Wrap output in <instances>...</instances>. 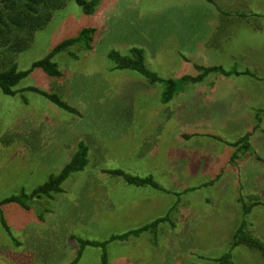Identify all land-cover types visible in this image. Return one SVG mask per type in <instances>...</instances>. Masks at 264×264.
Returning a JSON list of instances; mask_svg holds the SVG:
<instances>
[{"label": "rangeland", "instance_id": "rangeland-1", "mask_svg": "<svg viewBox=\"0 0 264 264\" xmlns=\"http://www.w3.org/2000/svg\"><path fill=\"white\" fill-rule=\"evenodd\" d=\"M97 1L95 11L85 14L74 0H68L62 9L53 13L42 29L34 33L25 49L11 57L7 47L5 50L0 48V60L4 57L0 71L8 69L14 61L18 71L26 72L59 44L77 38L83 29L95 30L93 49L87 50L80 42L54 54L52 62L61 76L51 77L36 68L14 87L17 91L14 96H6L0 90V178L7 177L3 174L6 170L9 172L7 180L11 182L8 188L0 183V201L20 196L22 192L30 194L47 182L51 175L61 172L80 143L88 149L87 163L61 184V192L41 195L30 202L28 208L15 203L0 206V218L3 216L5 223L11 226L12 233H15L13 238L21 240L20 250L16 248L12 252H4L1 264H73L79 251L81 255L76 264H101L103 249L108 264H111V258L125 249L118 240H111L119 233L111 225V214L115 212L113 216H117V212H122L125 215V207L118 210L115 207L131 201L133 195L128 194V190L134 191L133 184L114 172L138 178L150 177L160 189L149 185L144 188L151 193L166 192L168 208L176 199L186 197L182 190L171 187L174 178L181 179L177 182L182 184L195 186L196 189L188 196L192 204L200 206L202 199L214 197L216 190L208 187L218 181L222 168L225 167V172L230 168L225 158L224 141H219L224 145L217 144L215 149L205 145V141L201 140L203 137H192L199 142H183L182 150L175 149V140L170 133L174 134L178 125L172 120L167 125H159L164 119L162 114H147L158 109L165 85L151 84L149 91V82L145 77L131 70H115L114 63L107 57L112 50L129 55L131 48H140L144 51L146 68L164 80L176 81L181 74L197 77L202 74L198 70L200 67H220L225 71V64H222L225 60L212 53H199L184 58L185 63L180 61L174 41V35L178 34L183 38L210 37L223 43L222 28L216 31V23L207 20L209 13L198 9L201 5L219 6L218 0L213 4L205 0ZM176 7H180L181 12ZM237 31L241 34L237 29L229 33L235 36ZM216 33L218 37L213 38ZM217 74L221 76L216 71L209 72L203 79L210 80ZM29 88L57 95L79 115L60 109ZM31 110L38 115L31 116ZM162 122L166 123L165 120ZM218 127L222 134L229 133L225 126ZM138 128L143 130L147 139L137 136L131 141L128 137ZM159 130L166 133L165 142H159L162 145L159 151L152 150V146L157 144L154 135L161 134ZM207 130L208 127L205 129L204 126L183 127L186 134L193 132L199 135ZM212 131L219 134L216 126H212ZM214 133H208V136H217ZM225 138L231 143L236 139L227 135ZM30 144H34L31 147L33 151L27 146ZM249 150L235 153L240 161L246 163L245 167H239L243 170L240 179L256 180L259 188L264 190V167L259 163L250 166L251 161L257 160L255 153L258 155L259 152L251 146ZM19 167L37 170L29 183L19 179ZM228 192L233 193L234 189ZM251 192L243 188L240 192L242 201L247 206L254 202L260 205L252 206L247 215L240 210L231 221H225L224 235L220 228H211L212 221H202L201 217L196 236L197 251L187 256L172 249H176L175 243L172 247L163 246L162 249L167 251L163 263L218 264L216 260L230 252L231 264H264L259 252L245 246H230L232 234L242 221L246 222V231L264 244V191L259 194V200L250 197ZM174 213L173 209L171 215H167L168 220L160 221L154 231H164L172 225ZM199 216L202 214L199 213ZM223 237L225 242L222 243ZM79 240L96 245H86L81 249Z\"/></svg>", "mask_w": 264, "mask_h": 264}, {"label": "crops", "instance_id": "crops-1", "mask_svg": "<svg viewBox=\"0 0 264 264\" xmlns=\"http://www.w3.org/2000/svg\"><path fill=\"white\" fill-rule=\"evenodd\" d=\"M213 2H216V0H213ZM218 2L219 6L212 3L213 5H201L198 9L205 10L206 14L209 13L207 20L216 23L214 27L216 31H220L222 28V33L225 37L221 40L223 43L210 37H202L201 39L195 37L183 38L177 34L174 35L176 52L180 61L182 60L184 63V58L193 57L199 53L205 52L206 54L218 55L219 59L225 60V63L220 61L223 65L225 64V71L234 70L241 74L230 76L217 74L218 76H213L210 80L203 79L198 84H187L184 90L177 94L173 100L166 104L161 101L157 107L158 109L152 110L147 114L149 116L162 114L166 123L161 120L159 125H167L171 120L178 125L176 127L177 131L174 134L170 133L171 138L175 140V149L182 150L184 148L182 147L183 142H199L192 137H203L201 138L202 141H205L203 143L215 149L218 147L217 144L220 146L223 144L219 142L220 140L224 141L225 158L230 168L226 172L225 167L222 168L218 181L213 183L212 187H208L215 189L217 192H214V197L212 198L202 199L200 206H195V203L192 204V200L188 196V193H193L192 190L196 189L195 186L177 182L181 180L180 178V180L174 178L171 187L175 190H182L186 197L176 199L172 207L168 208L166 207V204H168L166 192L160 193L157 191L156 193H151L144 186L136 187L133 185L134 191L128 190V194L133 195L132 200L128 198L131 201L115 207V210L125 207V215L122 212H117V216H113L115 212L111 214V225L117 230L115 232H119L116 236L140 229L155 220L166 217L168 214L171 215L173 209L175 210L174 222L168 228H165L164 231L156 233L150 230L141 233L139 236H129L125 240H118L120 242L119 245L124 246L125 249L122 250L120 248L121 250H119L117 256L111 258V264H165L163 262L167 251L162 249V247L167 245L172 247V243L177 246L176 249L172 247L174 251H180L182 254L190 256L191 253L197 251L198 242L196 241V236L199 232V219L201 217L202 219L200 220L202 221H212L210 224L211 228H220L224 235L225 221H231L237 212L242 210L239 199L242 198L240 192H243V188L252 190L249 193L250 197L258 200L259 194L264 191L259 188L256 180L255 182L250 179L246 181L240 179V174L243 171H241V168L245 167L246 163L240 161L239 158H236L234 162L231 161V157L237 152V148L232 147L231 144L233 143L226 142L229 139L225 138V135L234 137L236 138L234 142H236L247 133H250L249 143L251 149L259 152L258 155L257 152H254L259 159L256 157L257 160L251 161L250 166L252 167L254 163H259V166L264 167V52L262 51L264 50V0H218ZM176 8L181 12L180 7ZM233 29L240 30L241 34L237 31V34L232 36L229 31ZM216 37H218V33L213 35V38ZM188 44L189 47L187 46ZM219 44L221 45L220 47ZM198 58L201 57L198 56ZM245 72H249V75L242 74ZM178 76L183 77L184 74ZM148 85L147 90L150 91L152 85ZM37 113L31 110V116L33 114L37 116ZM197 126H204L205 129L208 127V130L199 135H195L193 132L186 134L183 131V127ZM212 126H216L218 131V126H225L224 129L229 130V133L225 134L224 132L222 134V131L218 132L222 135L214 133L216 131H212ZM237 130L240 131L235 135ZM163 131H160L161 134L158 132L157 136L154 135V140L157 137V144L152 146V150L159 151L161 149L162 145L159 142L161 141L163 144L166 139L164 136L166 133ZM142 132L143 130L138 128L128 138L131 141L137 136L147 139V136ZM208 133H214L213 135H217L215 137L220 140L214 139L215 137H209ZM27 146L33 151L31 147L34 144ZM66 150L67 147L65 148ZM261 151L263 154H261ZM21 167L18 168L19 179L24 183H29V180L33 179V174L37 170L32 171V169L28 170ZM8 173L6 170L3 172L7 177ZM225 173H227L226 176ZM7 177L4 178L2 176L0 183L8 188L11 182L7 180ZM126 188L129 189L128 187ZM232 188L234 192L229 193L228 190ZM173 197L176 198L175 196ZM31 202H34V200ZM199 213L202 216H199ZM2 219L4 220L3 216L0 218L1 260L4 252H12L16 248L20 250L21 247V240L13 238L15 233H12V228L7 223L5 224L8 226L9 234L6 232L1 223ZM224 238L222 243L225 242ZM68 240L72 241L70 235ZM209 244L212 245L213 243L209 242Z\"/></svg>", "mask_w": 264, "mask_h": 264}, {"label": "trees", "instance_id": "trees-1", "mask_svg": "<svg viewBox=\"0 0 264 264\" xmlns=\"http://www.w3.org/2000/svg\"><path fill=\"white\" fill-rule=\"evenodd\" d=\"M207 2L213 3L212 0H205ZM68 0H0V48L5 50L7 47L8 53L11 55L25 49L31 40L33 39L34 33L37 30L42 29L52 18L55 11L62 9ZM74 2L81 7L85 14H92L98 4L97 0H92L87 2L85 0H74ZM94 29H83L77 38L69 39L57 47H55L45 58L33 63L32 69H42L47 75L51 77L61 76V72L57 69L55 63L52 62V57L54 54L63 51L69 45L82 42L87 50L92 49L93 34ZM108 59L114 63L115 70H131L135 71L141 76L145 77L149 84L162 83L165 85V90L162 93L161 101L166 104L169 103L173 98L182 92L187 84H195L201 82L205 75L209 72L216 71L224 76L230 75H240L236 71L227 72L220 67L215 68H198L202 71V74L197 77L183 76L178 80H164L160 78L156 73L148 70L144 64V51L140 48L133 47L129 50V55H121L118 52L112 50L107 55ZM4 63V57L0 60V66ZM20 72L17 70V66L13 61L10 67L6 70L0 71V90L6 96H14L17 91L14 87L26 77L29 73ZM242 74L249 75V72ZM30 91L39 93L47 100L52 102L54 105L72 113L74 115H79V113L66 102L62 101L57 95L49 94L36 88H29ZM251 134L247 133L238 141L231 144L232 147L237 148V151L244 150L248 151L250 148ZM188 137V136H185ZM214 139L220 140L217 137ZM221 141V140H220ZM87 147L80 143L77 152L74 154L72 159L68 164L64 166L61 172L57 175H51L47 182L43 185L38 186L30 194L21 193L20 196H11L0 201V206L16 203L24 208H28V204L38 198L41 195L49 196L51 193L61 192V184L71 175L72 172L81 170L87 163ZM237 158L236 154H233L231 160ZM117 175H122L124 180L135 186H145L149 185L154 188L160 189L159 186L150 178H138L134 176L127 175L123 172H114ZM242 204L243 214L247 215L252 206L260 205L259 202H254L247 206L242 198L239 199ZM168 220V216L163 219H159L147 226L140 229L133 230L123 235L113 236L111 240H125L129 236H139L141 233L146 231H153L156 229L158 223L162 220ZM1 223L9 234V229L5 224L4 220ZM246 222L242 221L241 225L236 229L232 237L231 248L237 246H245L249 249L255 250L260 253L264 260V244L258 239L254 238L249 232L246 231ZM80 247H85L86 245H96L92 242H86L79 240ZM104 247V244H100ZM81 255V251L78 253V258ZM231 253L228 252L219 259L216 260L218 264H231ZM78 258L73 264H76ZM101 264H108L107 254L102 251L101 253Z\"/></svg>", "mask_w": 264, "mask_h": 264}]
</instances>
